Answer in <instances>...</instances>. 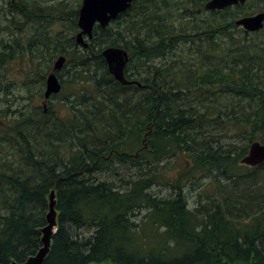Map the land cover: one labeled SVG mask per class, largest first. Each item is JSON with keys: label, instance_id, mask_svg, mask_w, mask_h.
<instances>
[{"label": "trees", "instance_id": "trees-1", "mask_svg": "<svg viewBox=\"0 0 264 264\" xmlns=\"http://www.w3.org/2000/svg\"><path fill=\"white\" fill-rule=\"evenodd\" d=\"M26 2L8 1L14 24L32 33L0 42V67L25 62L20 86L30 92L64 54L58 76L76 89L64 113L53 102L0 110V264L42 247L53 189L58 225L42 264H264V162L241 163L250 142L264 143V28L236 24L264 11V0L222 10L201 0H134L95 26L88 47L75 37L82 2L58 15L56 6ZM44 17L70 25L40 30ZM107 46L128 50L126 77L140 84L115 79ZM174 167L166 184L175 193L156 196L152 188ZM187 187L203 189L195 206Z\"/></svg>", "mask_w": 264, "mask_h": 264}, {"label": "water", "instance_id": "water-1", "mask_svg": "<svg viewBox=\"0 0 264 264\" xmlns=\"http://www.w3.org/2000/svg\"><path fill=\"white\" fill-rule=\"evenodd\" d=\"M14 1V0H12ZM134 0H82L79 8L78 27L76 41L83 47H88L89 40L94 36V28L98 24L107 27L113 20H116L121 13L125 12L132 5ZM205 1L207 10H222L229 6L245 4L247 0H201ZM236 24L247 32H256L264 28V11L250 15H244L236 19ZM102 55L107 61L109 71L116 80L123 84L137 83L126 77V66L130 56L126 48L121 46L104 47ZM67 61L66 55L58 56L53 64L52 70L46 76V88L44 97L48 100L62 90V82L58 72L64 67ZM264 100V96H263ZM264 162V143L254 140L249 144L247 154L241 159L242 164L258 166ZM56 192L53 189L50 193L49 211L47 213V225L42 229V247L35 255L28 257L19 263L13 261L11 264H42L51 249L52 237L57 230Z\"/></svg>", "mask_w": 264, "mask_h": 264}, {"label": "rangeland", "instance_id": "rangeland-1", "mask_svg": "<svg viewBox=\"0 0 264 264\" xmlns=\"http://www.w3.org/2000/svg\"><path fill=\"white\" fill-rule=\"evenodd\" d=\"M8 1L10 0H0V42L4 41L6 43H14V40L19 37L24 38L23 43L26 42L27 34L32 33L31 25L30 24H14V21H20V18L14 14L15 18L12 14H9L7 12L8 8ZM15 2H22V4H27L30 1L33 2L35 0H14ZM37 2L41 3L44 6H56L58 7L56 15L60 14L61 9L64 8L65 11L73 10L79 8V3L82 2V0H36ZM20 4V3H19ZM62 4V5H61ZM193 6V5H192ZM5 10L6 12H4ZM208 11L203 10L198 14V16L203 19L207 17ZM46 20H44L42 25L39 27L40 30H45L46 28L49 29V26L51 28L56 29H65L70 25V21H63V22H57V19L55 18H47L44 17ZM8 26L10 28H8ZM66 30V29H65ZM23 31V32H22ZM256 38L261 39L262 36L258 35ZM0 46V50H1ZM55 61V59H54ZM27 68V65L25 62H20L18 60L11 61L10 63H7L5 65H1L0 67V110H6L9 113L16 112L18 113L21 110H31L35 106L44 107L47 109L51 102H53L54 106L62 110V113L65 111L64 103H66V97H69V102L72 101L74 94H71L73 90L76 89V87H73L69 84L63 87L61 92L57 96H52L48 100L44 97V91L46 88V85L42 84V80L40 79L39 82L34 83L31 85L32 90L29 92L27 89L20 86L23 81L28 80L25 76V72ZM47 76V75H46ZM64 78L68 79L69 76L66 74ZM31 79H34L33 76ZM46 79V78H45ZM42 88V89H41ZM42 90L43 96L38 94V91ZM69 95V96H68ZM222 99L224 102L226 101V97L228 93L223 92ZM246 101H250L247 99ZM246 109L250 111H254L255 109V103L249 102L246 104ZM1 116V115H0ZM234 140V139H233ZM239 145H246L249 143V140L247 138H241L239 140H236ZM235 141V142H236ZM223 142H225L223 140ZM251 143V142H250ZM249 149V148H248ZM172 161L174 159H171ZM178 170V171H177ZM172 172L169 173V171L164 172L163 175V183L160 185H155L151 191H153L156 196L159 195L161 198H169L171 195L174 194L175 190L172 189L169 184H166L168 179L170 177L174 178L178 175V172L180 171L176 167H174ZM102 179L107 178V176L101 175ZM209 179L205 178L202 179L200 182H208ZM198 187V186H197ZM186 188L185 192L188 194V203L190 206H195V203L199 200V195L203 194L202 188ZM250 189L252 188V185H242L240 187V192H250ZM209 191V190H207ZM147 209L143 208L142 214H147ZM141 214V215H142ZM140 218V217H139ZM82 234L85 235L84 237L90 235L89 229L82 230ZM115 244L118 245V243L115 241ZM105 264V263H103Z\"/></svg>", "mask_w": 264, "mask_h": 264}]
</instances>
